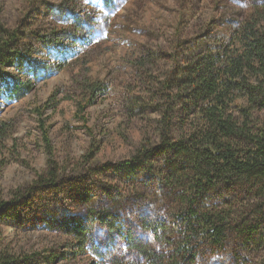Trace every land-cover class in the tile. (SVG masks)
<instances>
[{
  "label": "rangeland",
  "instance_id": "obj_1",
  "mask_svg": "<svg viewBox=\"0 0 264 264\" xmlns=\"http://www.w3.org/2000/svg\"><path fill=\"white\" fill-rule=\"evenodd\" d=\"M251 2L0 0V25L17 36L13 61L23 62L18 67L0 65V72L10 80L34 83L18 100L0 95V125L5 123L8 129L0 144V199L9 201L11 191L29 188L36 173L46 169L40 119L51 142L59 182L55 197L34 191L19 212H7L0 221V251L13 258L11 264H111L106 254L103 260L96 255L104 253L116 236L112 239L108 231L97 230L94 254L88 246L79 250L71 236L58 230L70 220L89 223L77 191L85 188V195L96 198L101 195L100 185L118 184L132 205L126 223L135 229L145 220V208L133 211L139 199L129 195L128 184L103 166L128 160L144 133L154 129L158 114L143 105L177 64L176 49L188 47L200 35L225 36L247 14ZM76 21L79 33L73 30ZM41 37L51 42L45 46ZM140 56L145 59L142 67L136 62ZM24 59L43 66L38 77L27 74L30 68ZM63 61L65 67L58 70ZM85 75L103 84L88 105L76 84ZM53 95L56 104L43 108ZM133 99L140 102L142 113L129 112ZM78 103L85 106L82 111ZM36 107H42L40 118ZM260 117L264 119V113ZM139 191L146 192L143 187ZM230 248V243L219 251L204 248L196 262L238 264L227 258ZM263 256L264 250L250 254L244 264H259Z\"/></svg>",
  "mask_w": 264,
  "mask_h": 264
},
{
  "label": "trees",
  "instance_id": "obj_2",
  "mask_svg": "<svg viewBox=\"0 0 264 264\" xmlns=\"http://www.w3.org/2000/svg\"><path fill=\"white\" fill-rule=\"evenodd\" d=\"M74 24V32H81L79 22ZM16 40L0 25L2 67L23 64L12 58L18 54ZM41 42L47 46L51 41ZM188 43L176 49L177 64L143 105L158 114L151 120L154 129L144 133L128 160L103 166L115 170L128 184L129 195L139 199L133 211L145 208V220L135 228L139 231L128 225V197L112 183L100 185L96 198L79 189L76 196L87 209L89 223L70 220L58 229L71 236L79 250H94L97 230L116 236L104 253L93 251L100 260L106 254L111 264H197L204 248L219 251L230 243L227 258L244 264L250 254L264 250V3L252 0L247 14L225 36L200 35ZM24 60L30 68L27 74L38 77L43 66L35 59ZM136 62L142 67L145 59L140 56ZM64 67V61L57 65L58 70ZM76 84L85 105L103 90L102 83L86 75ZM33 85L0 72V95L5 99L18 100ZM53 98L43 108L56 104ZM139 106L133 99L129 112L142 113ZM84 107L78 103V111ZM34 110L40 118L42 107ZM40 128L46 169L36 173L29 188L11 191L9 201L0 199V221L7 212H19L34 191L55 197L58 166L42 119ZM7 130L2 123L0 144ZM141 187L146 192L141 193ZM12 262L0 251V264ZM259 264H264V256Z\"/></svg>",
  "mask_w": 264,
  "mask_h": 264
}]
</instances>
